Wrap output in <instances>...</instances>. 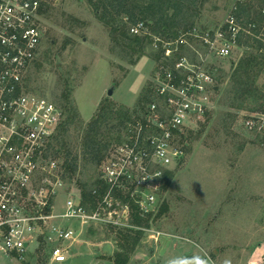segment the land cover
<instances>
[{
  "label": "rangeland",
  "instance_id": "1",
  "mask_svg": "<svg viewBox=\"0 0 264 264\" xmlns=\"http://www.w3.org/2000/svg\"><path fill=\"white\" fill-rule=\"evenodd\" d=\"M235 1H206L195 26L220 27ZM43 28L41 50L27 73L28 87L54 102L67 87L72 88L71 97L84 124L95 114L97 102L109 97L135 108L143 87L155 82L159 61L151 56V43L132 64L130 60L137 55L115 43L110 27L88 0H51ZM239 56L237 51L233 58L214 60L219 91L213 107L189 138L176 137L175 146L182 152L168 169L174 175L167 187L162 179L154 218L129 264H163L168 258L196 254H207L214 264H264V133L245 126L254 111L225 104L224 90ZM259 84L264 85V74ZM110 88L114 90L111 96ZM81 135L76 127L70 130L73 148L79 147ZM93 171L80 178L88 180ZM77 188L76 182H65L57 197V212L64 210L66 196ZM162 207L164 213L155 218ZM65 222L79 226L75 221ZM80 239L72 253L83 256L91 247L98 262H113L119 250L116 232L106 226L85 227ZM48 257L49 248L43 242L38 247L32 238L24 260L1 255L0 264H49ZM83 259L65 264H86Z\"/></svg>",
  "mask_w": 264,
  "mask_h": 264
},
{
  "label": "built area",
  "instance_id": "2",
  "mask_svg": "<svg viewBox=\"0 0 264 264\" xmlns=\"http://www.w3.org/2000/svg\"><path fill=\"white\" fill-rule=\"evenodd\" d=\"M50 1L0 0V257L24 260L35 238L38 247L43 242L49 248V264H65L85 227H134L131 206L119 193L129 191L143 214L155 211L165 171L182 152L175 146L176 137L199 126L213 107L219 88L214 60L233 58L237 51L242 56L240 41L247 35L264 40V22H243L234 5L220 27L194 25L169 39L154 34L145 21L133 25L131 32L150 37L153 51L162 55L154 84L164 105L151 102L147 124L131 123L128 139L111 147L102 166L106 189L99 202L86 204L77 188L57 212V197L66 181L48 144L63 120V109L27 86ZM245 126L263 134L264 109L251 113Z\"/></svg>",
  "mask_w": 264,
  "mask_h": 264
},
{
  "label": "trees",
  "instance_id": "3",
  "mask_svg": "<svg viewBox=\"0 0 264 264\" xmlns=\"http://www.w3.org/2000/svg\"><path fill=\"white\" fill-rule=\"evenodd\" d=\"M88 1L98 18L110 27L115 43L137 55L136 59L130 60L134 64L145 55V48L150 44L151 39L133 34L131 32L133 25L139 21H145L154 34L167 39L174 38L181 31H186L196 25L195 22L208 0ZM235 6L236 9L233 11L243 22L256 21L260 24L264 22L262 13L264 0H236ZM240 45L244 46V52L224 90L225 104L231 108L255 111L264 108V85L259 84V79L264 74V40H257L247 35L241 39ZM151 56L155 60L162 58L159 52L154 51ZM71 94L72 88L67 87L59 100L55 101L63 109V120L48 144V151L54 158L60 160L65 181L76 182L83 201L94 206L106 189L101 173L111 147L128 139V127L131 123L142 120L146 125L145 115L148 105L153 101L164 105V99L158 95L155 84L149 81L140 92L135 108L119 104L112 98L106 97L100 102L93 117L84 124L81 112ZM73 127L82 130L78 148H73L69 141L70 130ZM192 133L193 130L190 129L187 130V134L182 132L179 135L184 141ZM91 169L94 171L90 178L82 180L80 175L89 173ZM173 175V171H165L164 187H167ZM95 189H98L97 194L94 193ZM119 194L131 206L130 222L134 227H109L116 232L119 246L112 260L113 264H129L131 254L140 245L145 233L144 229L150 226L155 212L143 214L129 191ZM164 211L165 208L162 207L155 218L161 216Z\"/></svg>",
  "mask_w": 264,
  "mask_h": 264
},
{
  "label": "clouds",
  "instance_id": "4",
  "mask_svg": "<svg viewBox=\"0 0 264 264\" xmlns=\"http://www.w3.org/2000/svg\"><path fill=\"white\" fill-rule=\"evenodd\" d=\"M167 264H214L210 257L205 255L196 254L190 258L185 257H175L169 259ZM225 264H230V262H225Z\"/></svg>",
  "mask_w": 264,
  "mask_h": 264
},
{
  "label": "crops",
  "instance_id": "5",
  "mask_svg": "<svg viewBox=\"0 0 264 264\" xmlns=\"http://www.w3.org/2000/svg\"><path fill=\"white\" fill-rule=\"evenodd\" d=\"M98 102H97V104H96V106L98 107ZM97 109V108H96ZM86 121H88V120H86ZM84 253V255L83 256H78V254H73L71 257H70V259L71 260H74V259H76V258H84L83 260L85 261V263L86 264H113V262L111 261V260H108V261H101V262H98L99 261V259L98 260H96V256H95V254H94V251H93V249L90 247L89 248V251H88V253L87 252H83ZM77 256V257H76ZM180 257V256H179ZM69 259V260H70ZM167 259V258H166ZM170 258H168L166 261H164V263L163 264H167V262H168V260H169Z\"/></svg>",
  "mask_w": 264,
  "mask_h": 264
},
{
  "label": "water",
  "instance_id": "6",
  "mask_svg": "<svg viewBox=\"0 0 264 264\" xmlns=\"http://www.w3.org/2000/svg\"><path fill=\"white\" fill-rule=\"evenodd\" d=\"M113 92H114L113 88H110V89L108 90V95H109V96L113 95Z\"/></svg>",
  "mask_w": 264,
  "mask_h": 264
}]
</instances>
